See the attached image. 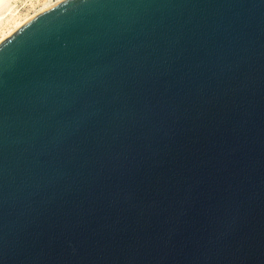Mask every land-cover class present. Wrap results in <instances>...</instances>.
<instances>
[{
	"label": "water",
	"instance_id": "obj_1",
	"mask_svg": "<svg viewBox=\"0 0 264 264\" xmlns=\"http://www.w3.org/2000/svg\"><path fill=\"white\" fill-rule=\"evenodd\" d=\"M0 264H264V0H58L2 38Z\"/></svg>",
	"mask_w": 264,
	"mask_h": 264
},
{
	"label": "rangeland",
	"instance_id": "obj_2",
	"mask_svg": "<svg viewBox=\"0 0 264 264\" xmlns=\"http://www.w3.org/2000/svg\"><path fill=\"white\" fill-rule=\"evenodd\" d=\"M54 1L56 2V0H0V36L2 37L1 34L12 27L10 25L15 23L14 20L22 21L41 11L43 5L55 3ZM12 16L14 18H11Z\"/></svg>",
	"mask_w": 264,
	"mask_h": 264
},
{
	"label": "bare ground",
	"instance_id": "obj_3",
	"mask_svg": "<svg viewBox=\"0 0 264 264\" xmlns=\"http://www.w3.org/2000/svg\"><path fill=\"white\" fill-rule=\"evenodd\" d=\"M55 2V1H54ZM56 2H57V0H56ZM53 3L52 2H49V3H47V4H45V5H43L42 6V8H40V10H43V9H45V8H47V7H49L50 5H52ZM39 11V10H38ZM1 15V14H0ZM31 16V15H30ZM11 18H14L13 16L11 17ZM25 18V17H24ZM28 18H29V16H28ZM28 18H25L24 20H22L21 21V19H20V21H17L16 22V20H14V24H12V25H10V26H12L8 31H6V32H3L4 33V35H3V33L1 34L2 35V37L0 36V39H2V38H4L5 36H7L9 33H11L13 30H15L20 24H22L26 19H28Z\"/></svg>",
	"mask_w": 264,
	"mask_h": 264
}]
</instances>
